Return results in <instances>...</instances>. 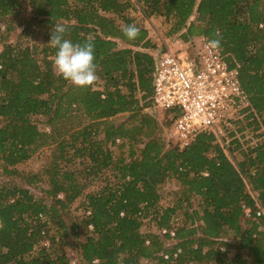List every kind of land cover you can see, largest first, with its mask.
<instances>
[{
	"label": "trees",
	"instance_id": "1",
	"mask_svg": "<svg viewBox=\"0 0 264 264\" xmlns=\"http://www.w3.org/2000/svg\"><path fill=\"white\" fill-rule=\"evenodd\" d=\"M136 1L145 17L171 20L168 35L220 40L258 117L251 112L249 125L264 129V0ZM132 6L130 0H0V171L22 176L24 184L0 182V264H70L63 247L70 236L77 264H264V138L255 145L232 140L239 158L208 132L183 149L166 145L159 121L144 111L152 105L154 44L130 15ZM57 23L67 26L65 38L73 43H95L99 78L91 87L76 88L54 74L56 50L47 43ZM133 23L140 35L130 41L121 29ZM122 113L127 119L113 122ZM37 114L47 117L46 131L32 121ZM117 139L128 143L129 154L114 162ZM47 147L50 157L39 171L18 167ZM75 164L86 177L113 165L112 174L99 190L84 193ZM167 179L179 187L172 204L161 206L159 187ZM40 182L46 187L37 196L32 188ZM81 195L84 212L68 223L64 210ZM180 209L184 224L174 227ZM148 216L155 231L142 232ZM160 228L174 235H159ZM230 242L248 259L240 252L228 257Z\"/></svg>",
	"mask_w": 264,
	"mask_h": 264
},
{
	"label": "built area",
	"instance_id": "2",
	"mask_svg": "<svg viewBox=\"0 0 264 264\" xmlns=\"http://www.w3.org/2000/svg\"><path fill=\"white\" fill-rule=\"evenodd\" d=\"M209 41L203 35L187 42L178 41L176 48H166L155 58L149 97L152 105L148 108L152 113L168 112L170 128L166 142L179 149L202 132L212 133L223 146L224 126L244 119L251 112L257 117L241 87L237 66H231L220 48L211 47ZM258 131L264 136L262 126ZM255 143L253 139L249 144ZM261 213L260 209L256 211L257 215ZM157 232L174 235L173 229L160 228Z\"/></svg>",
	"mask_w": 264,
	"mask_h": 264
},
{
	"label": "rangeland",
	"instance_id": "3",
	"mask_svg": "<svg viewBox=\"0 0 264 264\" xmlns=\"http://www.w3.org/2000/svg\"><path fill=\"white\" fill-rule=\"evenodd\" d=\"M132 3V8L130 9V15L136 19V21H139L143 23L148 30V36L152 40L154 47L150 49V51H156V50H165L166 48H175L178 46V41L182 38L181 37V32L178 33H173L171 35L167 34V31L171 27V20H166L163 16H150V17H145L141 11V3H139L136 0H130ZM26 12L27 15L30 14V10L27 7ZM191 19V18H190ZM21 31V26L17 27L16 30L11 32L9 36V41H14L17 38L18 33ZM39 39V37H38ZM159 115V121H160V128H161V136L164 139V142L166 145H173L171 142L167 143L166 141V132L170 128V119L168 112H165L163 115L162 111H157ZM32 121L36 123L37 127L41 131H46L49 129L48 123H47V117L41 114L33 115L31 117ZM127 119V114L122 113L118 114L115 117L112 118L113 122L116 123H121ZM251 119L244 118L242 120H237L230 125L224 126L222 128V143L223 147L226 149V151L229 150V147L234 149L235 144L231 143L232 140L239 138L241 142L243 143H250L251 140L256 139H263L264 136H258L259 133L258 129L253 130V124H250ZM251 145V144H250ZM141 145H135L134 148L139 149ZM50 148H41L37 150L26 162L23 164L18 165L20 169H24L25 171H31V172H37L40 170L41 166L45 163L48 162L49 157H50ZM114 155V162H116L117 158L120 157H127L129 154V147L128 143L121 145V140L116 141V144L111 147ZM234 155H236L237 158L240 157L239 153L237 152V149L233 150ZM138 154V153H137ZM81 166L75 164L72 166V169L75 170V175L78 180L82 181L85 184L84 188V193L86 192H93L99 190L105 183V178H110V175L112 174V168L113 165L108 167L107 169L104 170L102 175L96 176V177H86L83 175L81 172ZM6 181H12L17 184H23L22 183V176H7L0 171V182H6ZM24 185V184H23ZM46 187V183L40 182L38 183V188H32V191L35 193V195L40 196L41 189ZM179 187L178 182L175 179H167L162 185L159 187V191L161 193V199L159 201V205L161 206H166L169 204H172V201H174L176 197V191ZM61 196V194H60ZM84 200L83 195L79 196L76 200H74L69 207H67L64 210V216L65 219L68 223L70 221H79L81 218V215L83 214L84 210L81 206L82 201ZM193 205L196 206V200L193 201ZM87 213V212H85ZM151 217V216H150ZM149 216L144 218L142 221V225L140 230L142 232H149V231H155V226L152 222V220H149ZM184 209L177 210L176 214L173 217V222H174V227H179L180 225L184 224ZM56 226L53 225L52 223L50 224V232L55 233ZM79 239H82V235H79ZM77 238V240H78ZM68 244L64 247L66 254L69 256L71 259L70 264H77V259H78V252L79 248L74 242V239L70 236L69 239L67 240ZM44 245H48L47 240L43 241ZM232 244L228 248V257H233L236 253L241 254V257L246 260L248 259L247 253L242 250L236 248L235 244L233 245V242H230ZM59 246L58 244L56 247ZM144 262H147V264H154L155 261H149V260H144Z\"/></svg>",
	"mask_w": 264,
	"mask_h": 264
},
{
	"label": "clouds",
	"instance_id": "4",
	"mask_svg": "<svg viewBox=\"0 0 264 264\" xmlns=\"http://www.w3.org/2000/svg\"><path fill=\"white\" fill-rule=\"evenodd\" d=\"M67 30V26L59 23L51 28L47 44L56 50L53 72L76 88H89L99 78L95 63V43L92 40H87L83 44L73 43L65 38ZM121 31L130 41L140 35V28L134 23L123 26ZM209 44L213 48H218L220 40H211Z\"/></svg>",
	"mask_w": 264,
	"mask_h": 264
},
{
	"label": "crops",
	"instance_id": "5",
	"mask_svg": "<svg viewBox=\"0 0 264 264\" xmlns=\"http://www.w3.org/2000/svg\"><path fill=\"white\" fill-rule=\"evenodd\" d=\"M198 36H201V35H195V36H191V37H189L188 39H186V40H184V39H180L179 41H182V42H187V41H189V40H192V39H196ZM176 48V47H175ZM171 49H174V48H171ZM166 50V49H165ZM165 50H156V51H150V49L148 50L149 52H150V54L152 55V58H153V60H154V62H155V58L159 55V54H161L162 52H164ZM152 79H153V72H152ZM151 91H152V81H151ZM150 97V96H149ZM144 111L146 112V113H148L149 115H151V116H154L158 121L160 120L159 119V115H158V113H157V111L156 112H154V113H152V111L153 110H151L150 108H148V107H146L145 109H144ZM165 114V112H163V115ZM159 123H160V121H159ZM161 124V123H160ZM216 142H218L217 140H216ZM219 143V142H218ZM220 144V143H219ZM221 146V145H220ZM221 147H223V146H221ZM223 149L226 151V149L223 147ZM227 152V151H226Z\"/></svg>",
	"mask_w": 264,
	"mask_h": 264
}]
</instances>
